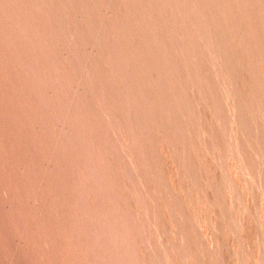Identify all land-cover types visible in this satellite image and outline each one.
Segmentation results:
<instances>
[{
  "label": "rangeland",
  "instance_id": "374dc122",
  "mask_svg": "<svg viewBox=\"0 0 264 264\" xmlns=\"http://www.w3.org/2000/svg\"><path fill=\"white\" fill-rule=\"evenodd\" d=\"M0 264H264V0H0Z\"/></svg>",
  "mask_w": 264,
  "mask_h": 264
}]
</instances>
